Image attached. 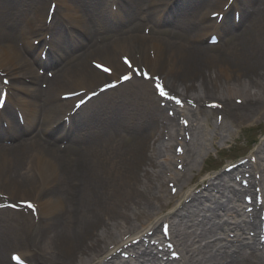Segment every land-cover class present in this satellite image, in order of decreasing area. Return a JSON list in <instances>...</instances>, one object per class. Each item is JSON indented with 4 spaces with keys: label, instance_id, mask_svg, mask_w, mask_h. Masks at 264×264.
I'll return each instance as SVG.
<instances>
[{
    "label": "bare ground",
    "instance_id": "bare-ground-1",
    "mask_svg": "<svg viewBox=\"0 0 264 264\" xmlns=\"http://www.w3.org/2000/svg\"><path fill=\"white\" fill-rule=\"evenodd\" d=\"M50 1L0 0V73L9 81L0 112V194L36 206L34 217L0 210V264H11L5 253L12 249L27 250L39 264L154 263L161 252L151 241L164 246L163 224L169 242L183 254L180 264H264V249L256 241H240L230 252L220 249L217 237L232 230L224 220L233 211L230 204L246 193L254 197L255 174L264 198V136L249 156L254 164L248 159L229 172L204 175L200 182L207 185L198 193L191 184L203 171L195 168L205 142L214 146L232 139L244 123L264 120V0H234L217 25L209 15L226 0H56L47 26ZM143 22L141 30H152L149 36L138 34ZM211 34L218 44H203ZM25 53L54 70L49 86L62 87L38 88L42 77L35 68L19 65ZM125 56L159 75L182 106L160 99L150 82L133 78L135 83L85 103L66 126L61 119L82 96L63 100L60 95L117 80L129 71L118 58ZM92 61L112 75L98 72ZM14 107L24 112V128L11 120ZM166 108L189 126L183 129L165 116ZM3 118L9 119L8 129L1 126ZM185 132L192 143L184 140ZM178 145L183 153L176 156ZM7 201L0 198V207ZM254 217L249 230L258 238L261 222L257 213Z\"/></svg>",
    "mask_w": 264,
    "mask_h": 264
},
{
    "label": "rangeland",
    "instance_id": "rangeland-1",
    "mask_svg": "<svg viewBox=\"0 0 264 264\" xmlns=\"http://www.w3.org/2000/svg\"><path fill=\"white\" fill-rule=\"evenodd\" d=\"M215 2L218 0H214ZM139 27L138 34H141V28ZM129 30H131L132 25L128 24ZM163 37L165 34L162 35ZM12 113V112H11ZM188 116H192L191 113L187 112ZM215 114L210 116V121L212 123ZM255 121L246 122L241 126V131L236 132L231 138L227 139L221 143L217 141L214 142V146L211 145V142H205L206 145L205 152L203 154V160L200 158L196 164V170L199 168L203 171H200L198 175L194 178L191 184L193 189L198 190L199 188H204L207 184H201L200 178L205 176H210L216 174L217 172L224 169L227 164L236 162L242 157H248L251 152H253L258 145L260 137L264 135V122L260 120L257 124ZM209 139V138H208ZM197 174V173H196ZM200 182V183H199ZM195 185H199L198 187ZM197 188V189H196ZM166 213H164L165 215ZM161 215V218L164 217ZM189 244V243H188ZM191 246V245H189ZM8 254V253H7ZM5 258L7 259V255Z\"/></svg>",
    "mask_w": 264,
    "mask_h": 264
},
{
    "label": "snow or ice",
    "instance_id": "snow-or-ice-1",
    "mask_svg": "<svg viewBox=\"0 0 264 264\" xmlns=\"http://www.w3.org/2000/svg\"><path fill=\"white\" fill-rule=\"evenodd\" d=\"M125 63L128 64L129 62L126 60ZM129 66H130V65H129ZM105 71H108V69H105ZM125 79H128V77H125ZM160 95H161V96H164L165 93H164L163 91H161V92H160ZM28 207H32V205L29 204Z\"/></svg>",
    "mask_w": 264,
    "mask_h": 264
}]
</instances>
